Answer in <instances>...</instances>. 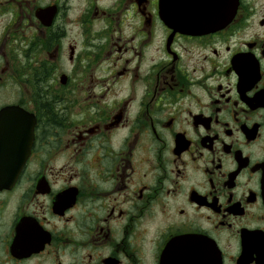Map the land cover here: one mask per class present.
<instances>
[{
	"label": "flooded vegetation",
	"instance_id": "af4514ba",
	"mask_svg": "<svg viewBox=\"0 0 264 264\" xmlns=\"http://www.w3.org/2000/svg\"><path fill=\"white\" fill-rule=\"evenodd\" d=\"M6 107L0 264H264V0L194 37L159 0H0Z\"/></svg>",
	"mask_w": 264,
	"mask_h": 264
},
{
	"label": "water",
	"instance_id": "95a60500",
	"mask_svg": "<svg viewBox=\"0 0 264 264\" xmlns=\"http://www.w3.org/2000/svg\"><path fill=\"white\" fill-rule=\"evenodd\" d=\"M237 7V0H160V19L173 32L186 35H203L221 30L233 18ZM2 116L22 117L14 109ZM2 133L0 136V177L5 181H13L17 172L27 158L29 148L24 147L27 131L13 132V136ZM4 168V170L1 169ZM8 167H11L8 170ZM179 246L203 247L209 253L210 260L214 259L212 246L199 238L179 239L174 241Z\"/></svg>",
	"mask_w": 264,
	"mask_h": 264
}]
</instances>
